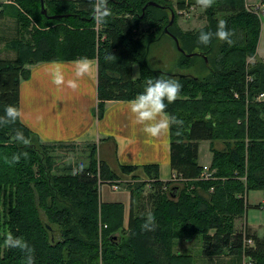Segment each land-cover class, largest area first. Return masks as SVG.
<instances>
[{
  "label": "trees",
  "instance_id": "trees-1",
  "mask_svg": "<svg viewBox=\"0 0 264 264\" xmlns=\"http://www.w3.org/2000/svg\"><path fill=\"white\" fill-rule=\"evenodd\" d=\"M43 1L44 14L39 0L0 3V20L7 15L12 22L5 21L6 38H0L8 52L0 57V116L7 105L18 107L19 81L29 77L25 64L95 59L96 119L105 101L132 100L144 91L151 79L146 57L162 35L173 44L176 39L185 58L179 66L198 56L206 72L165 73L182 85L166 112L184 122L168 133L173 177L166 182L158 180L153 163L110 168L93 142L41 141L19 120L0 125V264H26L24 252L4 246L8 233L34 248L35 264H192L190 254L172 248L176 240L197 235L204 256L223 254L239 262L245 255L252 264H264V229L259 236L244 224L234 226L244 214V191L264 195V100L256 98L264 92V61L255 53L259 17L242 0H215L203 11V27L183 31L173 5L181 9L184 0H108L112 14L97 27L91 0ZM221 19L232 43L215 36L208 45L199 43V33H215ZM163 27L166 33L159 35ZM108 52L117 59L106 62ZM135 64L139 72L132 77ZM17 129L29 144L13 140ZM199 140L208 141L211 153L207 177L196 162ZM79 145L85 152L71 160L54 152ZM13 154L20 155L19 163L5 162ZM80 164L83 171L73 175ZM113 182L129 191L126 225L120 203L98 200V185ZM149 212L155 217L152 231L142 228Z\"/></svg>",
  "mask_w": 264,
  "mask_h": 264
},
{
  "label": "crops",
  "instance_id": "crops-1",
  "mask_svg": "<svg viewBox=\"0 0 264 264\" xmlns=\"http://www.w3.org/2000/svg\"><path fill=\"white\" fill-rule=\"evenodd\" d=\"M242 1L246 9L250 6L264 5L261 0ZM11 2L12 0H0V3L3 4H10ZM189 2V0H184V7L181 9L173 5V9L178 13L175 19L176 25L183 31L197 30L205 24L203 23L205 20L204 10L196 6L195 0H192V3ZM196 9H201L198 14L200 19L194 21L199 26L191 29L185 28L183 22L189 18L182 19L183 16L187 15L188 11ZM256 15L259 20L261 16L264 17V15ZM5 18L6 23L12 24L7 15L3 19ZM260 28L261 25L257 42L261 35ZM256 47V57L264 61L257 53ZM75 60L59 61L63 65L65 76V84L60 87L52 83L50 73L53 61H40L27 66L29 77L20 80L18 84V108L23 112L22 118L18 119L20 123L41 141L93 142L95 143L97 157L104 160L110 168L115 169L117 165L153 163L157 165L158 180L166 182L172 179L169 166V134L158 138L147 136L143 132V126L134 123L135 118L128 104L130 100L105 101L102 114L100 118L96 119L92 113L96 105V67L91 73L77 81L79 87L73 91L67 87V80L75 79L73 65ZM261 99L264 100V92ZM206 142L209 152V158L206 161H198V151L196 150V162L202 166L207 165L211 157L208 141ZM246 196L247 192L244 191L241 195L242 200L244 205H249ZM98 200L103 203H120L123 225H126L130 202L129 191L126 186L118 185L116 189H111L110 184L101 183L98 185ZM243 216L240 224H244L250 231H254L258 235L256 229L249 226ZM236 222L237 219L234 221V226H236ZM196 240V236L176 240L172 250L176 254H190L193 258L192 264H249L251 262L248 256L245 255H242L239 262L231 256L223 254L217 257L204 256L200 252V239L199 242Z\"/></svg>",
  "mask_w": 264,
  "mask_h": 264
},
{
  "label": "clouds",
  "instance_id": "clouds-1",
  "mask_svg": "<svg viewBox=\"0 0 264 264\" xmlns=\"http://www.w3.org/2000/svg\"><path fill=\"white\" fill-rule=\"evenodd\" d=\"M196 6L202 10L211 8L215 0H195ZM93 20L97 27L104 25L107 18L111 16V9L108 7V0H91ZM213 36L220 41L228 44L232 43L231 33L227 29V21L219 20L215 33L201 31L198 36L199 43L208 45ZM106 62L115 61L117 58L110 52L105 54ZM98 62L86 56L80 57L73 61L75 79L67 80V87L73 91L79 87L78 80L91 73ZM52 83L57 87L65 84V76L63 65L59 61L52 62ZM182 85L174 79L160 77L155 80L148 79L145 82L144 91L138 94L134 99L128 102L131 113L134 116V123L143 126V132L152 138H158L162 135H167L173 125L180 128L183 126V120L176 116L169 115L166 112L168 104L174 103L181 93ZM167 101V103H165ZM23 112L15 105H7L4 109V115L0 116V125L14 124L18 119L22 118ZM13 140L25 145L30 143L22 131L15 130ZM27 155L26 153L24 154ZM5 162L12 164L19 163L20 155L13 154L11 159L5 157ZM84 165L80 164L78 168L73 169V175L82 172ZM155 224V217L152 213H148L145 223L142 228L147 231H152ZM4 246L10 249H19L25 253L26 264H35L34 248L21 237H15L11 233L6 234Z\"/></svg>",
  "mask_w": 264,
  "mask_h": 264
},
{
  "label": "rangeland",
  "instance_id": "rangeland-1",
  "mask_svg": "<svg viewBox=\"0 0 264 264\" xmlns=\"http://www.w3.org/2000/svg\"><path fill=\"white\" fill-rule=\"evenodd\" d=\"M175 0H173L172 4L174 3ZM247 10V9H246ZM201 12V9H196L193 11H188L185 15L183 16L182 19H187L183 22L185 28L191 29V28H196L199 26L197 22H194L195 20H199L200 18L198 17V14ZM251 12V11H250ZM218 17L220 16L219 14L217 15ZM5 19L0 20V38L3 40L6 38V26H5ZM202 22H203V17H202ZM205 23V20L204 22ZM260 25H261V35L260 39L257 42V53L261 58L264 59V17H260ZM4 42V40H3ZM3 42H0V57H6L7 56V49L4 47ZM146 57V61L148 63V66L150 67L151 70L155 71V76H153L151 73L150 77L151 79L155 80L156 78L160 77H166L165 73L169 74H178L181 75L183 73H189L191 75H202L204 72H206L203 64L202 58L198 56H191L189 60H187L185 67L184 66H179L178 62L184 63L185 58L180 54L176 46L173 44L172 40L170 39L169 36L167 35H162V37L155 42V44L151 47L149 54ZM252 59H248L247 61L250 62ZM190 64H189V63ZM28 64H25L24 67H27ZM195 70V71H194ZM160 71V72H159ZM139 72L138 65H132L131 66V73L132 76H137ZM149 72V71H148ZM157 72V73H156ZM159 72V73H158ZM149 74V73H148ZM146 75V74H145ZM169 78V77H166ZM176 77H171V79L175 80ZM82 145L75 146L73 150H67V149H58L54 151L56 154H60L63 158V160H71L74 158V155H83L85 152L84 150L81 149ZM80 147V148H79ZM198 161L204 162L209 158V152H208V147H207V142L206 141H199L198 142ZM146 188V187H144ZM145 193V189L142 192V194ZM246 201L249 203V205L246 204V207L244 209V219L246 223L251 226L252 228L256 229V232L258 235H262L263 229H264V195L261 190L258 189H252L247 191V196H246ZM259 203V204H258ZM258 204V205H257ZM40 218L42 219L43 222H45V218L40 212ZM242 223V218L237 220L236 226L239 227ZM52 229L50 231V234L53 238H57L58 235V229L54 226L51 225ZM197 242H199V236L197 235Z\"/></svg>",
  "mask_w": 264,
  "mask_h": 264
},
{
  "label": "built area",
  "instance_id": "built-area-1",
  "mask_svg": "<svg viewBox=\"0 0 264 264\" xmlns=\"http://www.w3.org/2000/svg\"><path fill=\"white\" fill-rule=\"evenodd\" d=\"M247 10L248 11H251V12H254L255 14H260V15H264V5H255V6H250L249 8H247ZM262 95H263V93H260V94H258V96L256 97L257 99H261V97H262ZM203 172V176L204 177H207L208 176V174L206 173V168H205V166H203V170H202ZM173 177V176H172ZM110 187H111V189H116L117 187H118V184L117 183H115V182H113V183H110ZM244 243L246 244V245H250V244H252V240L251 239H249V238H246V239H244ZM249 264H251V262H249Z\"/></svg>",
  "mask_w": 264,
  "mask_h": 264
},
{
  "label": "water",
  "instance_id": "water-1",
  "mask_svg": "<svg viewBox=\"0 0 264 264\" xmlns=\"http://www.w3.org/2000/svg\"><path fill=\"white\" fill-rule=\"evenodd\" d=\"M43 3H44L43 0H39V5H40V8H41V12L44 14V13H45V9L43 8ZM147 4H148V5H156L154 2H151V1H148ZM172 20H173V13L170 12V14H169V20H168V22H167V25H170V24L172 23ZM163 33H166V27H163V28H162V30H161V32H160L159 35H161V34H163ZM173 40H174V44H175L176 48H177L178 50H180V49L178 48V45H177L176 39L173 38ZM145 51H147V45H146ZM188 55H189V54H188ZM145 57H146V53L144 54V56H143V58H142V63L144 64L145 68L148 69V66H147V64L145 63ZM148 71H149L153 76H155V75H154V74H155V71H154V70H151V69L149 68ZM155 79H157V78L155 77Z\"/></svg>",
  "mask_w": 264,
  "mask_h": 264
}]
</instances>
